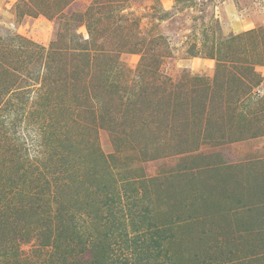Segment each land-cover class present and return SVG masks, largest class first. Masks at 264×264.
Masks as SVG:
<instances>
[{"label": "rangeland", "instance_id": "374dc122", "mask_svg": "<svg viewBox=\"0 0 264 264\" xmlns=\"http://www.w3.org/2000/svg\"><path fill=\"white\" fill-rule=\"evenodd\" d=\"M4 44L0 264H264V0H0Z\"/></svg>", "mask_w": 264, "mask_h": 264}, {"label": "trees", "instance_id": "16d2710c", "mask_svg": "<svg viewBox=\"0 0 264 264\" xmlns=\"http://www.w3.org/2000/svg\"><path fill=\"white\" fill-rule=\"evenodd\" d=\"M6 44L4 45H1L0 48H3ZM3 72L6 73V71L2 70ZM130 242V246H133L135 244V246L137 245L138 242H135L134 240H131L129 241ZM137 247H141L139 250ZM149 246L145 247L144 244H142V246H136L137 250H136V253H133L134 255H131V256H135V261L134 263L132 264H143L144 263V260L146 261L147 259V256H145V254H142V253H145L147 251V248ZM139 251H141L140 255L142 258H140V255H139ZM136 254V255H135ZM161 255V253H160ZM116 259L117 260H123L122 258H120L119 256L116 255ZM126 261L124 260V262H121V263H125ZM111 264V263H110ZM157 264V263H156Z\"/></svg>", "mask_w": 264, "mask_h": 264}]
</instances>
